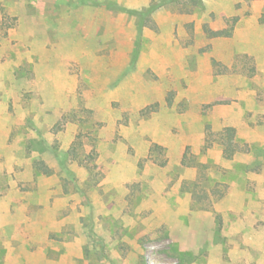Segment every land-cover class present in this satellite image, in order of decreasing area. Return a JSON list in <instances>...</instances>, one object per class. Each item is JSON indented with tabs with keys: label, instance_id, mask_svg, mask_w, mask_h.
<instances>
[{
	"label": "rangeland",
	"instance_id": "obj_1",
	"mask_svg": "<svg viewBox=\"0 0 264 264\" xmlns=\"http://www.w3.org/2000/svg\"><path fill=\"white\" fill-rule=\"evenodd\" d=\"M0 264H264V0H0Z\"/></svg>",
	"mask_w": 264,
	"mask_h": 264
},
{
	"label": "trees",
	"instance_id": "obj_2",
	"mask_svg": "<svg viewBox=\"0 0 264 264\" xmlns=\"http://www.w3.org/2000/svg\"><path fill=\"white\" fill-rule=\"evenodd\" d=\"M164 2L167 3H171V4H175V5H182V4H192L194 6H198L201 7L203 6L204 0H163ZM152 11L151 9L149 10V12ZM138 47L136 48V54H138ZM159 146H157L158 148ZM37 168L43 172H50L49 168L47 166H45L43 161H40L39 163H37Z\"/></svg>",
	"mask_w": 264,
	"mask_h": 264
}]
</instances>
